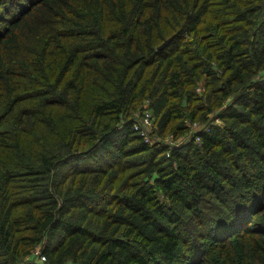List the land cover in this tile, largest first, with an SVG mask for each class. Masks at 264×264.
Listing matches in <instances>:
<instances>
[{
	"label": "trees",
	"instance_id": "1",
	"mask_svg": "<svg viewBox=\"0 0 264 264\" xmlns=\"http://www.w3.org/2000/svg\"><path fill=\"white\" fill-rule=\"evenodd\" d=\"M0 264H264V0H0Z\"/></svg>",
	"mask_w": 264,
	"mask_h": 264
},
{
	"label": "built area",
	"instance_id": "2",
	"mask_svg": "<svg viewBox=\"0 0 264 264\" xmlns=\"http://www.w3.org/2000/svg\"><path fill=\"white\" fill-rule=\"evenodd\" d=\"M133 128L136 132L139 133L144 142L149 145H158L161 142H166L170 144L171 147L178 145L176 140H174L173 136H169L167 139L163 140L158 137L157 134H155L156 126L154 122L153 112L150 109L149 101L146 102V105L144 106L143 110H141L138 115V118H136ZM196 128L198 129V131L202 130V127H199L198 125H196ZM34 257L38 262L47 260L46 256L42 254L40 248L35 249Z\"/></svg>",
	"mask_w": 264,
	"mask_h": 264
},
{
	"label": "water",
	"instance_id": "3",
	"mask_svg": "<svg viewBox=\"0 0 264 264\" xmlns=\"http://www.w3.org/2000/svg\"><path fill=\"white\" fill-rule=\"evenodd\" d=\"M178 35V32L171 36L170 38L166 39L164 43L159 47V49H163L165 46H167L171 41L175 39V37Z\"/></svg>",
	"mask_w": 264,
	"mask_h": 264
}]
</instances>
